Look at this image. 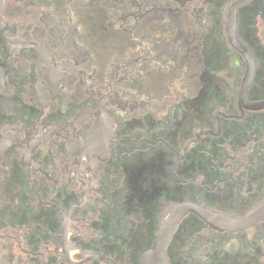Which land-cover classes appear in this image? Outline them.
<instances>
[{
	"label": "flooded vegetation",
	"instance_id": "1",
	"mask_svg": "<svg viewBox=\"0 0 264 264\" xmlns=\"http://www.w3.org/2000/svg\"><path fill=\"white\" fill-rule=\"evenodd\" d=\"M234 1L0 0V264H137L180 203L235 219L264 203V110L239 104ZM249 2L235 35L254 103L264 15L247 31ZM216 233L264 264V220Z\"/></svg>",
	"mask_w": 264,
	"mask_h": 264
},
{
	"label": "water",
	"instance_id": "2",
	"mask_svg": "<svg viewBox=\"0 0 264 264\" xmlns=\"http://www.w3.org/2000/svg\"><path fill=\"white\" fill-rule=\"evenodd\" d=\"M246 1L235 0L230 5L227 16V36L231 46L241 55L246 63L239 92L240 107L249 111H261L264 110V101L254 103L245 102V97L253 79L254 61L250 53L235 35L236 10ZM189 214L194 215L208 229L216 232L238 233L248 230L264 220V203L243 219L230 218L190 202L180 203L174 206L161 220L151 247L140 256L137 264H169L166 257V248L182 219ZM92 259L102 260L98 255L82 253L80 261L86 262ZM109 263L118 264L112 261H109Z\"/></svg>",
	"mask_w": 264,
	"mask_h": 264
},
{
	"label": "trees",
	"instance_id": "3",
	"mask_svg": "<svg viewBox=\"0 0 264 264\" xmlns=\"http://www.w3.org/2000/svg\"><path fill=\"white\" fill-rule=\"evenodd\" d=\"M254 12H262V0H250ZM252 17H254L252 15ZM254 33L253 27H248ZM256 40V33L249 37ZM257 33V46L259 45ZM159 219L155 221L158 225ZM230 237L221 236L216 232L207 230L206 226L196 217L188 215L178 226L169 244L166 255L170 264H241L244 257L240 249L231 245Z\"/></svg>",
	"mask_w": 264,
	"mask_h": 264
},
{
	"label": "rangeland",
	"instance_id": "4",
	"mask_svg": "<svg viewBox=\"0 0 264 264\" xmlns=\"http://www.w3.org/2000/svg\"><path fill=\"white\" fill-rule=\"evenodd\" d=\"M246 8V12L247 14L249 15V17L247 18V22H248V27H254V25L252 24V19L253 17H251V15L254 14V10L252 7L253 4L252 3H248L246 6H244ZM260 37H262L264 39V26L261 27V30H260Z\"/></svg>",
	"mask_w": 264,
	"mask_h": 264
}]
</instances>
